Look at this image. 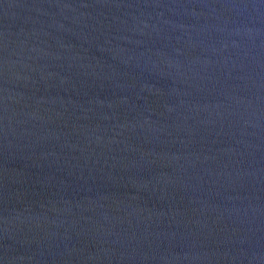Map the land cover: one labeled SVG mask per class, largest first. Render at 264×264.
<instances>
[{"label": "water", "instance_id": "obj_1", "mask_svg": "<svg viewBox=\"0 0 264 264\" xmlns=\"http://www.w3.org/2000/svg\"><path fill=\"white\" fill-rule=\"evenodd\" d=\"M0 264H264V0H0Z\"/></svg>", "mask_w": 264, "mask_h": 264}]
</instances>
